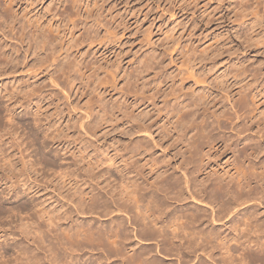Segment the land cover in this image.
<instances>
[{
	"label": "bare ground",
	"instance_id": "bare-ground-1",
	"mask_svg": "<svg viewBox=\"0 0 264 264\" xmlns=\"http://www.w3.org/2000/svg\"><path fill=\"white\" fill-rule=\"evenodd\" d=\"M78 1L73 0L74 3ZM18 2L19 0H5V5H0L3 9L0 19H10L13 22V26H10L12 31L16 21L14 15L17 16L21 10V7L16 8ZM261 3L264 4V0ZM74 7L75 4L72 9ZM94 7H98L97 3H94ZM235 8L247 12L254 8V3L249 9L242 2L235 5ZM252 9L248 14H241L243 18L249 16L241 24L249 23L254 30L264 21V14H253ZM30 12H24V16L29 26L35 27L32 38L35 44L34 54H38L55 44L51 42L53 38L54 41L57 40L53 36L55 31L58 32L57 36L62 31L57 29L56 14L51 15L50 10L34 13L31 15L34 17L32 19L28 16ZM89 16L92 17V14ZM96 19L93 23L100 24V20ZM74 20L71 19V22L74 23ZM24 31L25 26L22 36L20 35L22 41L26 37ZM260 32L261 30L258 34ZM76 33V30L71 33L68 43L62 42L58 52L57 48H50L51 58H46V61L38 59L31 67V76L40 75L51 65L63 74L70 73V69L76 66L74 71L81 73V80L88 70L95 72V77L88 81L87 89H91L89 86L93 85L91 92H96L101 87L105 90L117 87L119 70H122L121 63L118 62L119 54L110 64L112 67L116 66L115 71L101 69L102 72H110V78L105 79L107 82L97 72L100 66L92 67L85 62L72 63L69 60L65 65L59 66L61 60L68 57L67 51L70 49L87 41L92 43L99 40L101 44L110 41V37L98 38L97 32L89 34L88 38H75ZM218 52V48L209 50L202 59L190 56L192 68L204 59L207 67L210 65L209 70H213L212 56ZM151 53L145 55L144 61L134 56L136 59L132 63L138 60L141 65L130 73L126 72L122 78L125 80L136 71L134 76L143 79V85L142 91L138 93L136 88L137 94L133 96L144 95V102L128 103L125 110L120 109L121 103L118 102L112 107L113 113H110L90 98L84 105L85 116L79 123L80 128H87L92 123L103 122L107 129L105 133L110 134L119 129V133L128 138L129 143L135 134H143L133 146L128 142L124 144L122 138L115 137L104 151L96 153L93 149L91 153L85 141L72 139L68 135L67 131L74 123L62 127L56 125V122L51 123V119L58 117L61 110H57V106L48 114V108L43 109L40 100L43 86L31 89L30 93V82L26 85L19 84L12 91L5 89L2 98L10 97L9 100L0 101V121L6 119L9 123L7 130L13 139L20 128L27 134L30 147L35 146L36 160L31 163L23 161L27 157H23L24 155L21 163L14 159L16 153H23L20 150L22 141L18 142L17 148L13 147L12 152L5 150L4 142L0 141V183H8V193L4 189L0 190V264H174L173 259H176L177 264H264V100L261 101L264 99V86L258 89L257 74L248 80L250 74L242 68L243 60H239L233 74L225 70L216 77L215 86L226 90L224 100L217 98L218 94H215L213 86H209V89L203 87L204 90L198 93L192 90V98L187 94L182 98V95H175L174 91L164 94L159 87L163 83L161 76L168 71L169 66L156 71L153 84L149 85L150 79H145L153 70L150 61L158 56L154 50ZM82 54L86 58L87 53ZM11 58L0 47V65L10 62ZM106 62H109L107 57ZM240 65L242 67L237 68ZM197 73L198 79L195 81L199 86L210 80L207 73L201 79L199 70ZM50 78L52 84L60 86L57 78ZM230 78L234 79L232 83H229ZM67 81L74 83L76 78L68 74ZM131 84L132 79L127 81L128 89ZM63 90L65 88L62 87ZM121 90L119 92H123ZM151 90L152 93L147 95L146 92ZM248 91L252 93L251 97ZM233 92L241 94L236 105L232 102ZM16 95L20 97L19 101V97L15 98ZM98 95L104 100L100 92ZM169 96L175 100V105H168ZM39 97V103L35 105V110L28 113L25 124L21 119L23 115L17 110L25 103L33 104ZM56 97L57 95L53 97L52 102ZM160 98L162 106L158 105ZM249 98L253 105L251 107ZM149 99H152L153 108L149 109V105L137 112V108L146 105ZM226 103L232 108H238L231 114L223 108ZM208 104H211L210 108ZM245 108L248 110L247 114H240ZM71 110L77 111L74 106ZM118 111L123 115L122 119L115 116ZM155 113L157 116L152 122L143 123ZM26 115L27 113L24 116ZM245 119L247 121L242 123ZM85 120L89 122L86 123ZM130 120L138 123V127L126 126ZM158 121H163L159 125L163 131L161 140L170 141L174 138L172 146L174 149L178 148V153L173 154L183 157L176 166L166 160L171 152L166 153L168 148L162 152V158L156 155L158 149L164 148V144L155 139L151 130ZM254 127L255 134H252ZM100 129L98 126L94 135ZM227 129L234 132V135H226ZM258 134L260 139L256 140L255 136ZM50 138L59 144H69L57 151L60 154L64 150L63 155L71 152V162H64L60 156L62 153L54 155L56 159L51 157L47 144ZM241 157L250 158L251 161L245 165ZM30 169L38 174L39 169L51 171L53 193L58 189L64 190L67 195L62 196V193L56 192L57 204V199L50 203L49 198L37 201L34 196L48 189L49 185L34 184L36 178H33ZM178 171L183 173L179 174ZM95 179H100L96 183L99 191L93 192L94 188L87 190ZM103 181L106 185L102 187ZM103 188L106 190L101 193ZM10 192L12 194L9 197ZM32 193L35 195H31ZM61 201L72 203L78 214L98 212L100 209V213L105 215L114 212L125 214L127 220L119 216L110 217L109 221L102 220L97 226H93L90 220L80 224L72 222L73 211L63 204L59 208ZM13 222H16L14 229L11 226ZM104 223L109 224L103 225ZM16 233L22 237V241L9 244L8 236H15Z\"/></svg>",
	"mask_w": 264,
	"mask_h": 264
},
{
	"label": "rangeland",
	"instance_id": "rangeland-1",
	"mask_svg": "<svg viewBox=\"0 0 264 264\" xmlns=\"http://www.w3.org/2000/svg\"><path fill=\"white\" fill-rule=\"evenodd\" d=\"M241 2L247 9H249V6L252 7L254 3V8H250L252 9V13L258 14L259 16L264 14V4L261 3V0H79L77 3H74L73 0H64L62 3L61 0H19L16 8L21 7V10L18 12L17 16L14 15V19H16L14 30H11L10 26H13V22H11L10 19L9 21L0 19V47L7 54L12 56L10 62L0 65V101L3 99L2 96L5 93V89L12 91L17 88L19 84L26 85V83H32V87L30 86L28 89L29 93L31 89H38L43 86L44 88L41 90V99L40 97L36 98L31 105L25 103L21 109L19 108L17 110L21 116L23 115L21 119L25 124L27 123L28 113H31L33 109L35 110V105L39 103L38 100L40 99L43 109L48 108V114H51L57 106V110H61L58 117L56 116L51 119V123L56 122V125H61V127L68 123H74L67 131L68 135L72 139H82L85 141L91 153L93 149L96 150V153L104 151V149L114 141L115 137L117 139L122 138L124 144L128 142L130 146H133V144H136L137 140L142 138L143 134L138 133L132 136L130 144L128 138L119 133V129L111 131L110 134L105 133L107 129L103 122H99V124L92 123V125L87 128H80L79 123L82 117L85 116L84 105L90 98L97 104L104 106L110 113H113L114 110L112 107L118 102L121 103L120 109L125 110L128 103L134 104V102L139 103L140 101L144 102L146 100L144 95L142 97L133 96L137 94L135 91L136 88L138 89V93L142 91L143 85V79L134 76L136 75V71H134V75L131 77L128 76V78L122 80L126 72L130 73L131 70H135V68L141 65V62L139 63L138 60L132 63L136 59L135 57H139V59L141 58L144 61L145 55L152 54V50L158 55L157 59L150 61L153 70L145 77V79H150L149 85L153 84L157 73L156 71L163 69L165 66H169L168 71L164 72L161 76L163 83L159 87L164 91V94L174 91L175 95H182V98L186 94L192 98V96H190L192 90L198 93L204 90L203 87L209 89V86H213L215 94H218L217 98L224 100L226 98V90L222 89V87L217 88L215 86L216 77L225 70L229 74H233L236 69L235 64H238L239 60H243L242 62L245 67L240 65L237 68L242 67L246 69L247 73L250 74L248 80L252 79L253 75L257 74L256 83H258V89L264 86V21L254 30L250 28L249 23L242 25L241 22L249 16L243 18L241 14H248V11L251 10L249 9L247 12H241L238 8H235V5H239ZM94 3H97L98 7H94ZM30 4H32V6ZM73 4H75V7L72 9ZM0 5L3 7L5 5V0H0ZM46 9L47 11L50 10L49 13L51 15L53 13L56 14L57 29L60 28L62 32L57 36L58 32L55 31L53 36H56L55 38L57 40L54 41V38L53 41L51 40V42L55 44L51 45L49 49L47 48L46 50L38 52V54H34L35 44L32 34L35 33V27L31 28L29 26L24 12L31 11L30 14H28V16L31 17L34 13H42ZM0 12L2 15L3 9L0 8ZM90 13L92 17L89 16ZM32 18L34 17H31V19ZM71 19H75L74 23L71 22ZM94 19L97 21L100 20V24L93 23ZM7 22L9 23L8 26ZM23 26H25L24 32L26 34L24 41L21 40ZM245 28H247V31H245ZM44 29L48 33L47 28L44 27ZM74 30L77 32L75 38H88L89 34L93 35V33L95 34L97 32L98 38L110 37V41L106 42V44H101L99 40L92 43L87 41L75 49H70L67 51L68 57L62 59L59 66L65 65L68 60L72 63L85 62L86 65L89 64L92 67L100 66L101 68L98 69L97 72H99L103 80L107 82L105 79L110 78V72H102L101 69L115 71L116 66L112 67L110 64L115 61L119 54L120 59L118 62L121 63L122 70H119L117 87L106 90L101 87L98 91L91 92L93 85L89 86L91 89H87V86L89 84L88 81L95 77V72L88 70L84 79L81 80V73L74 71L77 68L76 66L70 69V73L63 74L62 71H56L55 66L51 65L40 75L31 76L33 70L31 69L32 65L36 64L39 60L46 61V58H51L50 55L52 53L50 51H52L53 48H57L56 51L58 52L63 41L68 43L70 35ZM259 30H261V32L258 34ZM66 45L67 44H65L64 49H66ZM214 48H218L219 52L212 56L214 60L213 70H209L210 65L207 67L204 59L203 62L192 68L193 62L190 56H192V58L198 57L202 59L205 58L209 50H213ZM57 52L56 54L58 55ZM84 52L87 53L86 58L83 57L82 53ZM106 57L109 59V62H106ZM80 66L82 67L83 65ZM198 70L201 73L200 79L205 73L210 75V80L206 84H203L204 86H199L195 81V79H198ZM68 74L76 78L74 83H68ZM51 76L57 78L60 86H55L51 83ZM131 79L132 84L128 89L127 81ZM233 80V78H230L229 83H232ZM62 87L65 88V91H62ZM121 89L124 93L119 92ZM99 92L104 100L98 95ZM146 93L147 95L151 94L152 90ZM248 93L250 95L251 92L248 91ZM55 95H57V97L54 102H52ZM240 95L241 94H236L234 92L232 93V102L235 105ZM42 96L45 98L43 99ZM68 96H70L69 99ZM9 97L10 96L4 98L3 101L9 100ZM18 97V95L15 96V98ZM171 97L172 96H169L167 103L173 106L175 105V100ZM249 97H251V95ZM262 97L261 95L260 98ZM210 99L211 97L209 100ZM19 100L20 97L17 101ZM161 100V98L158 100L159 106L163 105ZM263 100L264 99L261 101ZM49 102L50 105L48 104ZM54 103L57 105L55 106ZM69 103H71V106H69ZM73 106L77 111L71 110ZM145 106H149L148 108L152 109V99H149L146 105L137 108V112L146 108ZM210 106L211 104H208L209 108ZM249 106H253L250 98ZM223 108L225 111L232 114L238 107L232 108L226 103V106ZM68 110L70 113H68ZM201 111L202 110H200V112ZM247 111L248 110L245 108L241 110L240 114L245 115ZM26 113L27 117L24 116ZM115 116H119L120 119L123 118V115L119 111L115 113ZM156 116L157 114L155 113L150 119L143 121V123L152 122ZM44 117L45 116H43V118ZM85 121L86 123L89 122V120ZM245 121H247V119L242 120V123ZM2 122L0 123V141L4 142L3 148L12 152L13 147L17 148L18 142L22 141L20 150H23V153H16V151H14V153H16V156H13L14 159L18 162H22V158L27 156L23 161L27 160L31 163V161L36 160L34 156L35 146L30 147V138L27 139V134H24L20 128L18 130L19 133L17 135L15 134V137L13 136L14 140L11 138L12 136L8 134L9 123L6 122V119ZM161 124H163V121H158L151 127L155 139L164 144V148L158 149L156 155L162 158V152L164 149L168 148L166 153L171 152L166 160H169L172 166H176L183 160V157L173 154V152L178 153V148L176 147L174 149L172 146L174 138L170 141H166V139L161 140L163 135L162 128L160 127ZM127 125L138 127L139 124L130 120V123L126 124V126ZM98 126L101 127V129L97 135H94V131ZM254 128L251 130V132H253L252 134H255L254 130H256V127ZM120 129H122V126H120ZM229 129H227L226 135L233 136L234 132ZM86 131H88V133H86ZM19 135L21 136L19 137ZM259 137L260 134L255 136V139L259 140ZM13 142H15V144ZM174 142L177 143V141ZM47 144L48 151L51 153V157L54 158L59 154L57 151L58 149L60 150L61 147L65 148L69 145H64L63 142L59 144L58 142H54L51 138L47 140ZM101 147H103V149ZM262 151H264V149H262ZM63 153H65L64 150H62V152H60L61 155H59L64 159V162H71L73 158L72 153L68 152L65 155H63ZM260 156H262V154H260ZM171 157L173 158L171 159ZM225 160L226 158L222 161L224 162ZM241 160L245 165L251 161L250 158L246 159L245 157H241ZM30 170L33 178H36L33 182L34 184L49 185L48 189H44L39 194L35 195V192L31 194L35 195L34 197L37 201L43 198H49L50 201L48 203H50L57 199L55 202V204H57L58 196H56V192L62 193V196L67 195V192L58 189L53 193V189L51 188L52 184H50L53 179L51 171L39 169L40 174H38L34 173L32 169ZM178 173L182 174L183 172L178 171ZM99 181L100 179H95L90 183L91 187H88L87 190L94 188L93 192L99 191L96 186V183ZM3 182L4 183H0V190H6L8 187V183H5V181ZM104 185H106L105 181L101 183L102 187ZM105 190L106 188H103L101 193H104ZM6 193H8V190H6ZM11 194L12 192H10V195L8 194L9 197ZM12 200L14 201L13 198ZM61 204L73 211L72 222L74 221L79 224L90 220L93 226H97L102 220L109 221L110 217L115 218L116 216L127 220L125 214L114 212L110 215H105L104 213H100V209L97 210L98 212L93 213H89V211L85 213L80 212V215V213L78 214L75 212L76 210L72 203L61 201L58 204L59 208H61ZM108 224L109 223H104L103 225ZM9 226L10 225H7V227ZM11 226L14 229L16 222H13ZM16 241H22V237L19 236L18 233H16L15 236H8L9 244L11 243L13 245ZM46 242L48 244V240ZM88 255L89 253L87 256ZM172 261L174 264H177L176 259Z\"/></svg>",
	"mask_w": 264,
	"mask_h": 264
}]
</instances>
